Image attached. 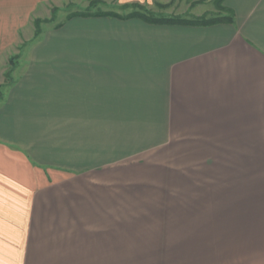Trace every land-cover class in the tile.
Wrapping results in <instances>:
<instances>
[{"label": "crops", "instance_id": "1", "mask_svg": "<svg viewBox=\"0 0 264 264\" xmlns=\"http://www.w3.org/2000/svg\"><path fill=\"white\" fill-rule=\"evenodd\" d=\"M63 1L0 0V64L25 44L0 96V264H225L117 242L136 225L143 246L163 240L183 208L190 226L228 224L264 176V0H224L233 21L215 24L78 15L34 38ZM184 179L188 203L166 185Z\"/></svg>", "mask_w": 264, "mask_h": 264}, {"label": "rangeland", "instance_id": "2", "mask_svg": "<svg viewBox=\"0 0 264 264\" xmlns=\"http://www.w3.org/2000/svg\"><path fill=\"white\" fill-rule=\"evenodd\" d=\"M160 4H166L162 6ZM136 5L145 6L154 13L160 15H182V16H202V15H223L225 12L220 6V0H171L169 2H154L152 4L132 1L124 5H117L113 2L102 3L98 0L73 1L67 0L49 5V10L39 13L34 19L33 37H40L45 28H57L69 20L71 17L78 15H100L112 13L128 14ZM120 12V13H119ZM108 13V14H110ZM36 21L39 22L37 31ZM27 43V42H26ZM25 44L21 45L15 54L11 55L5 64H0V96L3 95L6 86L13 81V73L18 65L21 51ZM210 163V162H209ZM236 167L232 162H218L213 166L216 170H226L225 168ZM229 164V165H228ZM199 168V165H196ZM193 167V168H196ZM250 167L248 164L242 168ZM264 168V162H256V168ZM264 173V171H261ZM200 179V178H199ZM201 179H203L201 177ZM206 180H210L205 178ZM257 185L245 186L244 192L238 194L241 207L240 213L230 212L226 217L228 224L218 226H201L195 224L190 226L189 208H183L180 214L181 223L162 226V238L154 239L158 235L149 236L150 239L145 241V245L141 242L142 227L140 225L133 226L129 229L128 240L119 241L118 252H141L142 249H151L152 252H180L181 254L195 255L198 252H213L214 258L226 262L225 264H239L240 258L234 252H261L257 256L258 264H264V176H257ZM167 186H178L182 189L181 193H177L176 197L181 202L187 203L194 196L191 194L188 186L190 179H184L178 182L167 180ZM176 184V185H174ZM173 189L174 187H168ZM176 188V187H175ZM192 195V196H191ZM228 200L232 201V194H226ZM228 201V202H230ZM245 205L244 214L242 206ZM242 215L240 218L239 216ZM200 220V219H195ZM240 221L242 222L240 224ZM154 239V240H153ZM221 264V262H218Z\"/></svg>", "mask_w": 264, "mask_h": 264}, {"label": "trees", "instance_id": "3", "mask_svg": "<svg viewBox=\"0 0 264 264\" xmlns=\"http://www.w3.org/2000/svg\"><path fill=\"white\" fill-rule=\"evenodd\" d=\"M160 5L165 6L166 4H160ZM220 6L227 13L223 15H214V16H209L208 14L207 15L205 14L202 16H194V17L182 16V15L166 16V15H160V14L154 13L150 9L146 8L145 6H141V5H136L135 6L136 9H134L128 14H118V13H112V12L111 13L108 12V13H110L109 15H115L117 17L120 16L122 18H133V17L140 18L147 22L157 23V24L208 25V24L219 23L224 20L233 21L234 14L232 12V9L224 5V0H220ZM36 24H37V31H38L39 22L36 21Z\"/></svg>", "mask_w": 264, "mask_h": 264}]
</instances>
